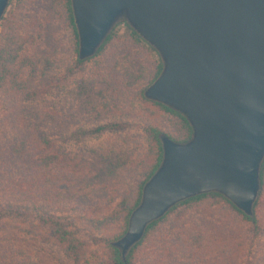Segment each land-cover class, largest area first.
<instances>
[{
	"label": "trees",
	"instance_id": "16d2710c",
	"mask_svg": "<svg viewBox=\"0 0 264 264\" xmlns=\"http://www.w3.org/2000/svg\"><path fill=\"white\" fill-rule=\"evenodd\" d=\"M163 64L129 25L79 58L71 0H10L0 21V264H264V161L252 216L218 192L124 236L161 137L187 143L183 113L144 96ZM37 239V240H36Z\"/></svg>",
	"mask_w": 264,
	"mask_h": 264
},
{
	"label": "water",
	"instance_id": "95a60500",
	"mask_svg": "<svg viewBox=\"0 0 264 264\" xmlns=\"http://www.w3.org/2000/svg\"><path fill=\"white\" fill-rule=\"evenodd\" d=\"M10 0H0V21ZM79 58L92 57L118 23L162 61L148 99L185 115L192 138L162 136V161L145 183L123 237L125 261L146 227L175 204L218 192L248 216L264 161V0H71Z\"/></svg>",
	"mask_w": 264,
	"mask_h": 264
},
{
	"label": "rangeland",
	"instance_id": "374dc122",
	"mask_svg": "<svg viewBox=\"0 0 264 264\" xmlns=\"http://www.w3.org/2000/svg\"><path fill=\"white\" fill-rule=\"evenodd\" d=\"M37 240V239H36ZM37 243L39 247L46 249L47 251L51 252L57 260L63 264H66L68 260L64 256V254L61 252V250L52 242H44L43 240H37Z\"/></svg>",
	"mask_w": 264,
	"mask_h": 264
}]
</instances>
